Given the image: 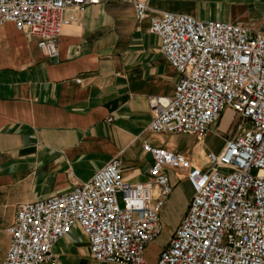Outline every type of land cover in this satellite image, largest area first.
<instances>
[{"label":"built area","instance_id":"1","mask_svg":"<svg viewBox=\"0 0 264 264\" xmlns=\"http://www.w3.org/2000/svg\"><path fill=\"white\" fill-rule=\"evenodd\" d=\"M102 1L0 0V25L12 23L56 57L62 28L75 18L64 10ZM134 7L137 19L147 16L146 1L134 0ZM149 19L148 31L178 73L172 97H151L149 129L202 141L229 109L238 121L221 150L208 151L199 166L182 152L145 143L153 159L145 181L125 179L114 157L69 191L18 204L1 264H54V243L75 225L100 264H264V32L168 10ZM167 169L185 171L193 194L149 262L143 253L161 233L160 212L173 188Z\"/></svg>","mask_w":264,"mask_h":264},{"label":"crops","instance_id":"2","mask_svg":"<svg viewBox=\"0 0 264 264\" xmlns=\"http://www.w3.org/2000/svg\"><path fill=\"white\" fill-rule=\"evenodd\" d=\"M143 1L149 9L142 19L134 0H104L80 12L67 7L63 16L75 18L62 28L56 57L12 23L0 25V264L18 204L69 191L114 157L133 182L145 181L153 163L145 143L206 164V137L193 136L184 147L148 127L151 97H172L178 80L159 37L148 31L149 16L168 10L260 33L264 0ZM167 173L173 188L162 209L182 195L187 210L193 189L185 171ZM52 254L54 264H100L78 225L54 243Z\"/></svg>","mask_w":264,"mask_h":264},{"label":"rangeland","instance_id":"3","mask_svg":"<svg viewBox=\"0 0 264 264\" xmlns=\"http://www.w3.org/2000/svg\"><path fill=\"white\" fill-rule=\"evenodd\" d=\"M237 121L238 118L231 110H225L222 116L210 126V132L205 138V150H211L218 153L224 144L225 134L230 133L233 130ZM167 139L173 140L180 146L184 147H190L195 140L191 135H177L173 138H169V134ZM261 173H264V171ZM184 205V197L178 195L176 200H174L169 207L161 210L160 219L162 221V230L158 237L148 243L145 247L143 256L146 261H156L160 250L166 246L168 238L176 227L179 218L185 213L186 210H183Z\"/></svg>","mask_w":264,"mask_h":264},{"label":"bare ground","instance_id":"4","mask_svg":"<svg viewBox=\"0 0 264 264\" xmlns=\"http://www.w3.org/2000/svg\"><path fill=\"white\" fill-rule=\"evenodd\" d=\"M197 145H199V143H197Z\"/></svg>","mask_w":264,"mask_h":264}]
</instances>
